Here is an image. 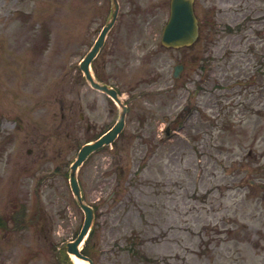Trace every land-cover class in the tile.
Segmentation results:
<instances>
[{"label": "rangeland", "instance_id": "rangeland-1", "mask_svg": "<svg viewBox=\"0 0 264 264\" xmlns=\"http://www.w3.org/2000/svg\"><path fill=\"white\" fill-rule=\"evenodd\" d=\"M119 1L98 69L123 91L129 110L119 147L97 152L79 172L84 201L97 216L81 248L94 264H264V93L244 80L264 54L262 35H254L264 33V0H196L200 40L179 51L160 44L169 0ZM111 12L112 0H0V105L8 91L29 99L45 88L49 107L41 122L36 107L35 117L34 106L22 111L26 130L15 144L19 120L0 107V219L12 234H0V264H69L66 244L84 222L70 165L122 111L103 96L96 102L79 68ZM44 48L48 64H32ZM179 63L185 70L175 80ZM80 112L94 127L89 134ZM36 144V155L43 148L47 156L40 170H56L53 159L65 164L50 177L34 171L23 193L12 172ZM15 201L29 212L38 201L49 237L37 226L15 229L8 218Z\"/></svg>", "mask_w": 264, "mask_h": 264}, {"label": "water", "instance_id": "water-1", "mask_svg": "<svg viewBox=\"0 0 264 264\" xmlns=\"http://www.w3.org/2000/svg\"><path fill=\"white\" fill-rule=\"evenodd\" d=\"M114 13H113V20L111 23L107 25V27L104 29L96 47L88 55L86 60L82 63L81 68L86 73L87 78L92 82L93 86H97L90 74L89 71V64L93 57L95 56L97 50L103 43V38L107 31L112 27L118 13V2L117 0H114ZM198 37V24L197 20L194 16L193 12V0H172L171 1V18L169 21V24L165 30L164 35V45L167 47H181L184 45H191L195 42V40ZM123 123L121 122L111 133L104 136L102 139L97 141L96 143L92 145L85 146L79 153V158L72 167V175H71V184L74 193L78 197L79 202L81 203L82 208L86 212V220L84 224V228L79 235L78 239L74 243L68 244V251L72 254H75L76 256L80 258L87 259L86 257L82 256L79 252V244L84 239L85 235L87 234L93 219H94V213L93 210L87 206H85L82 203L80 189L76 180V170L78 166H80L83 161L93 152L101 148L105 144H110L113 142L117 136V134L122 130Z\"/></svg>", "mask_w": 264, "mask_h": 264}, {"label": "bare ground", "instance_id": "bare-ground-1", "mask_svg": "<svg viewBox=\"0 0 264 264\" xmlns=\"http://www.w3.org/2000/svg\"><path fill=\"white\" fill-rule=\"evenodd\" d=\"M73 260L75 261L76 264H88V263H86L84 261H81V260L77 259L75 256H73Z\"/></svg>", "mask_w": 264, "mask_h": 264}, {"label": "flooded vegetation", "instance_id": "flooded-vegetation-1", "mask_svg": "<svg viewBox=\"0 0 264 264\" xmlns=\"http://www.w3.org/2000/svg\"><path fill=\"white\" fill-rule=\"evenodd\" d=\"M258 176V174H256ZM260 194H264V189L263 190H260L259 192Z\"/></svg>", "mask_w": 264, "mask_h": 264}]
</instances>
